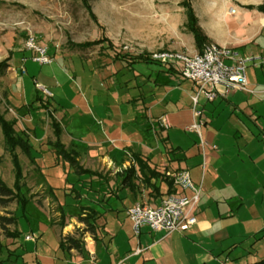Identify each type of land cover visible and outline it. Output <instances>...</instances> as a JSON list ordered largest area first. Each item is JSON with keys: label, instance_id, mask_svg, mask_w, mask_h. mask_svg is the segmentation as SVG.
I'll return each mask as SVG.
<instances>
[{"label": "crops", "instance_id": "0c3cea01", "mask_svg": "<svg viewBox=\"0 0 264 264\" xmlns=\"http://www.w3.org/2000/svg\"><path fill=\"white\" fill-rule=\"evenodd\" d=\"M263 3L192 0V7L208 37L207 44L229 46L251 56L264 52V12L257 9ZM158 35L136 38L139 46L125 47L120 53H127V58L114 56L119 53L106 45L109 42L88 47L89 55H85L98 56L95 63L99 69L95 72L103 77L113 72L134 73L137 89L129 106L136 113L128 120L125 116L119 119L106 107L102 110L95 98L85 99L84 109L78 112L87 137L80 139L68 129H60L61 143L76 153L85 173H77L68 160H59L57 166H63L65 176L45 177L38 175L31 163V184H23L20 194L44 215L26 233L17 220L14 237L9 236L11 242L7 244L15 248L10 256L15 264L21 260L23 264H249L264 257V64L248 65V91L231 90L213 101L202 98L196 106L201 116L196 117L193 82L173 66L149 58L155 49L166 46ZM105 38L114 44L112 37ZM185 43L176 47L198 51L195 38L188 36ZM141 54L149 55L138 58ZM26 74L21 63L10 88ZM219 89L225 91L222 86ZM8 91L4 101L13 110ZM47 104L52 105L50 101ZM39 106L46 107L44 102ZM4 115L16 121L18 135L28 136L30 149L33 135L37 138L34 144L46 143L56 151L55 129H46L40 138L25 127L16 109ZM163 117L169 128L162 125ZM195 122L201 124L200 134L190 127ZM119 125L123 131L130 127L136 133L146 131L148 139L153 129L156 143L132 140L118 154L114 135ZM78 144L84 147L78 148ZM5 146L4 135H0V156L6 152ZM182 169L188 170L194 184L201 187L197 222L185 231L171 233L143 226L136 235L128 208L138 202L157 205L170 193L182 192L171 185L167 175ZM83 174L92 177L84 179ZM186 193L191 195L192 191ZM80 217L89 218L94 233L85 230L87 225ZM75 228L84 235L80 237L82 247H63L62 239L75 235ZM31 235L34 237L27 239Z\"/></svg>", "mask_w": 264, "mask_h": 264}, {"label": "rangeland", "instance_id": "374dc122", "mask_svg": "<svg viewBox=\"0 0 264 264\" xmlns=\"http://www.w3.org/2000/svg\"><path fill=\"white\" fill-rule=\"evenodd\" d=\"M183 1L89 0V9L85 5V0H0V62L12 55L11 67L0 72V111L12 114L16 109L25 127L40 138L46 129L58 127L59 129L62 127L64 131L68 129L80 139L87 137V128L82 115L78 112L84 109L85 99L95 98L101 102L102 110L106 107L107 111L119 116V119L125 116L124 120H128L136 113L134 107L129 106L137 89L134 73L130 75L127 71H121L119 74L113 72L103 77L101 72H95L97 68L95 59L98 56H86L89 55L86 52L90 48L80 47L79 44L109 35L114 41L110 48L119 53L114 56L127 58L129 56L127 53L122 55L120 53H123L125 47L139 46L136 38L159 34L158 36L166 41V46L155 51H188L185 47H176L180 43L186 44L188 36L194 38L191 32L187 33L186 9L181 5ZM190 2L192 4V0ZM91 11L96 14L98 22L92 18ZM29 37H34L37 44L48 47L49 55L53 58L52 63L39 64L33 61L31 58L33 52L26 49ZM193 44L195 45L194 41ZM23 57L27 60L25 61ZM21 63L25 66L27 74L10 88ZM138 63L135 62L136 65ZM8 89L9 101L15 107L13 110L4 101L9 94ZM48 101L51 106L47 104ZM40 102H44L46 107L39 106ZM24 125L20 123V127ZM132 133H136L135 128L130 127L123 131L119 125L114 135L118 139L115 143L119 149L118 154L130 146L132 140L156 143L153 129L149 133L151 139L147 138L146 131ZM0 135L3 137L1 126ZM29 141L33 145L29 154L23 148L16 149L22 167L21 183L31 184L33 167L40 176L64 177L65 169L63 166H57V162L67 160L58 152H52L51 146L46 143L34 144V141H37L35 136L31 135ZM77 146L84 147L80 144ZM31 163L34 164L33 167ZM0 177L9 187H15V166L8 151L0 156ZM83 177L87 179L92 175L83 174ZM24 191L27 194L26 189ZM16 192L18 199H22L20 191ZM17 202L18 200H14L7 207L0 204V217H10ZM16 213L23 233L29 230L30 225L40 222L44 215L31 201L20 202ZM15 228L14 224L4 227L0 222V246H6L11 242L8 234L14 233ZM74 233L79 238L84 236L80 228H75ZM8 252L7 247L0 251V260L3 264H12L7 260ZM21 254L19 251V257H22ZM20 264H23L22 260Z\"/></svg>", "mask_w": 264, "mask_h": 264}, {"label": "built area", "instance_id": "2783aa9c", "mask_svg": "<svg viewBox=\"0 0 264 264\" xmlns=\"http://www.w3.org/2000/svg\"><path fill=\"white\" fill-rule=\"evenodd\" d=\"M231 12L235 10L232 9ZM26 49L33 52L31 58L39 64L53 62L48 47L37 44L34 37L27 39ZM149 58L163 65L173 66L183 78L193 82L195 94L192 100L196 117L201 116V111L196 106L202 98L213 101L221 93L225 95L231 90L248 91L249 63L264 64V52L244 56L232 47L214 43L206 44L201 52L157 50L153 51ZM221 86L225 88L224 92H220ZM161 123L165 128H169L166 118H161ZM190 127L200 134L199 122L193 123ZM167 175L174 187L182 192L170 193L157 205L138 202L128 208L127 213L136 235L143 226H148L153 231L171 233L185 231L197 222L195 210L200 199L201 187L194 184L186 169L169 171ZM186 190L192 191V194H187ZM33 237L34 235L27 236V239Z\"/></svg>", "mask_w": 264, "mask_h": 264}, {"label": "trees", "instance_id": "16d2710c", "mask_svg": "<svg viewBox=\"0 0 264 264\" xmlns=\"http://www.w3.org/2000/svg\"><path fill=\"white\" fill-rule=\"evenodd\" d=\"M181 4L186 9V16H187L186 27L190 32L193 33L198 51L201 52L204 46L209 42L208 37L206 36L203 29L200 27L198 23V18L196 16V13L192 7L190 0H184ZM85 5L90 9L89 0H85ZM257 9L261 12H264V3L258 6ZM91 16L96 22H98V18L93 11H91ZM104 42H109V45L113 46V44L105 37L94 40V41L81 43L79 44V46L80 47H92V46L100 45ZM11 57L12 55L8 56L5 60L0 62V72L6 71L11 66L10 64ZM139 57H145V56L144 54H141L139 55ZM14 125H15V121L7 120L5 115L0 111V126L2 128L4 139H5V145H6L5 149L6 151L10 152L12 156V160H13V163L15 166V172H16V183H15L14 188L9 187L0 177V204L3 207H7L14 200H18L19 202L26 203V200H24V198L18 199L17 192H16V190L20 191L21 187L23 186V184L21 183L22 167L19 161L20 160L19 156L16 153V149L18 147H21L23 148L25 152L29 154L30 145L26 138L17 134L14 128ZM60 134H61V131L59 127L55 128V135L57 137V140L55 141L56 152H58V154L62 158L68 160L74 166L77 173L79 174L85 173L86 170L79 166V163L76 159V153L71 150L70 151L67 150L65 146L61 143ZM170 182H171V185L174 186L171 179H170ZM80 219L81 221H84L86 223L87 225L85 229L86 231H91L92 233L95 232V226L89 222L88 217H80ZM0 222L2 226L4 227H6L7 225H12V224L15 225L17 224V216L14 213H12L10 217H6V216L0 217ZM8 235L10 237H14V234H8ZM61 245L66 248L79 249L82 247V240L76 235H67L62 239ZM8 246L9 245H6V246L1 245L0 251L2 250L3 247H7L9 251L7 260L11 262L12 264H15L16 262L12 261L10 258V256L12 255L11 252H13V250L8 248ZM0 264H3L2 260H0ZM249 264H264V257L253 263H249Z\"/></svg>", "mask_w": 264, "mask_h": 264}]
</instances>
